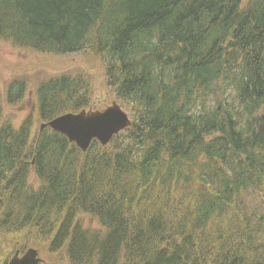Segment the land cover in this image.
<instances>
[{"label": "trees", "instance_id": "1", "mask_svg": "<svg viewBox=\"0 0 264 264\" xmlns=\"http://www.w3.org/2000/svg\"><path fill=\"white\" fill-rule=\"evenodd\" d=\"M0 39L87 53L131 119L81 152L0 102L2 264L30 246L71 264H264V0H0ZM90 79L15 78L1 96L31 93L45 122L90 107Z\"/></svg>", "mask_w": 264, "mask_h": 264}, {"label": "rangeland", "instance_id": "2", "mask_svg": "<svg viewBox=\"0 0 264 264\" xmlns=\"http://www.w3.org/2000/svg\"><path fill=\"white\" fill-rule=\"evenodd\" d=\"M72 69H81L91 77L90 80L94 90L90 108L101 109L113 101L111 92L106 89L103 83L104 77L99 70V66L89 61L87 53L79 52L65 56H55L49 53L35 52L29 48L18 47L8 40L0 39V102L3 119L18 124L25 117H31L32 134L34 135L39 131L40 120L35 110L33 95L30 93L20 103L8 105L1 96L6 84L12 79L23 77L30 85L28 87L31 89L30 91H33L32 87L43 78ZM77 219L83 227L101 229L97 218L94 216L79 214ZM13 245V241H9L2 246L3 256H10L9 252L13 249ZM35 248L38 249L43 264H71L67 260L64 250L58 254H51L43 246H36ZM3 256L0 257V264H2Z\"/></svg>", "mask_w": 264, "mask_h": 264}, {"label": "water", "instance_id": "3", "mask_svg": "<svg viewBox=\"0 0 264 264\" xmlns=\"http://www.w3.org/2000/svg\"><path fill=\"white\" fill-rule=\"evenodd\" d=\"M130 125L127 114L114 101L102 110H80L77 113H65L40 125V129L49 127L63 135L85 151L92 140L106 144L114 134ZM38 250L28 248L20 256L15 252L7 264H42Z\"/></svg>", "mask_w": 264, "mask_h": 264}, {"label": "bare ground", "instance_id": "4", "mask_svg": "<svg viewBox=\"0 0 264 264\" xmlns=\"http://www.w3.org/2000/svg\"><path fill=\"white\" fill-rule=\"evenodd\" d=\"M64 114V113H63ZM62 115V114H61ZM105 145H107V144H104V145H102V146H105Z\"/></svg>", "mask_w": 264, "mask_h": 264}]
</instances>
